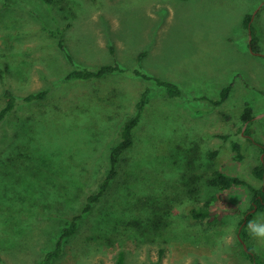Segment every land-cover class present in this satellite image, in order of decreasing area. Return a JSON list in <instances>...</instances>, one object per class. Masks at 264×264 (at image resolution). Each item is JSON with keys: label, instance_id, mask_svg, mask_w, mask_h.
I'll use <instances>...</instances> for the list:
<instances>
[{"label": "rangeland", "instance_id": "rangeland-1", "mask_svg": "<svg viewBox=\"0 0 264 264\" xmlns=\"http://www.w3.org/2000/svg\"><path fill=\"white\" fill-rule=\"evenodd\" d=\"M247 15L259 53L248 46ZM102 65L123 72L64 80ZM134 70L177 85L180 96ZM228 86L225 101L210 103ZM146 87L151 98L116 177L52 264H115L119 252L126 264H253L237 237L242 214L209 225L190 209L211 196L250 208L245 186L208 184L215 170L261 185L251 170L264 154L240 116L252 108L251 135L264 145V0H0V110L6 91L17 101L0 120V264H39L53 248L106 175ZM253 213L245 245L264 262V240L251 234L264 213Z\"/></svg>", "mask_w": 264, "mask_h": 264}, {"label": "trees", "instance_id": "trees-1", "mask_svg": "<svg viewBox=\"0 0 264 264\" xmlns=\"http://www.w3.org/2000/svg\"><path fill=\"white\" fill-rule=\"evenodd\" d=\"M250 21H251V15L245 16L243 24L244 27L249 30L251 36L248 46L251 52L259 53L260 52L259 40L258 37L254 34ZM58 48L68 57L62 42L58 43ZM141 56L142 54L139 56L138 59H140ZM116 71L123 72V70H120L117 66H112V65H102L94 70L82 68L69 72L65 76L64 80L88 81L94 79H102L108 74H111ZM134 74L145 80L153 81L157 86L161 87L164 90L168 98H175L180 96L181 94L178 86L171 82L163 81L156 78H151L141 73L139 70H134ZM229 91H230V86L223 88L220 92L219 99L211 100L210 103H212L214 106L220 105L228 97ZM45 94H46L45 90L40 91L38 93L29 94L23 99V102L31 103L36 100L43 99ZM4 98H5V105L0 110V120H2L11 112H13L17 105L16 98L10 92L6 91ZM150 98H151V90L150 88L146 87L143 90V92L140 94L138 101L135 104L136 107L135 113L132 116L128 117L120 127L118 140L116 144L110 149L109 152L107 173L104 176V178L101 180L97 190L93 193L87 194L81 212L69 218L67 225L62 229L60 234L56 237L53 248L46 251L39 264H52V262L63 253L65 244L68 241V239L77 230L78 222L82 218V215L92 210L93 205L99 202L101 197L107 191L110 183L114 180V178L117 175L118 163L120 157L127 149L131 147L133 143L134 131L141 122L143 113L145 111L147 104L150 101ZM253 119L254 116L252 115V108L249 105H246L240 116L242 126L246 125L243 134L247 136V141L255 145L258 148V150H260L264 154V145L255 141L251 135V127L253 124ZM241 130L242 128H240V131ZM230 146H231V150L235 153L233 159L236 161L242 160L244 157L242 153V145L237 141H231ZM215 154H216L215 152H212L209 157L214 158ZM251 172L256 179L261 181L260 187L256 188L238 176L228 175L218 170L213 171L212 176L207 181L210 186L215 187L220 191L228 190L233 186H245L248 189V191L251 192L252 194L251 206L247 211L242 212L237 207L224 204L216 196L209 197L202 204L200 208L190 209V216L193 219L195 220L207 219V223L209 225H215L226 214H230V215L242 214L243 217L238 224V228H239L243 223V221L245 220V224L243 225L239 233L240 236L239 244L241 246V249L242 246L245 245L246 243V233L244 231V228L248 226V224L255 215V213L250 211L254 208V206H256L255 209L256 213L257 212L264 213V156L263 159L260 160L259 164L252 168ZM242 252L247 256L248 260L251 263L264 264V262L261 261V259L257 260V257L254 255V250L251 246L245 245V249ZM115 264H126L122 252L118 253Z\"/></svg>", "mask_w": 264, "mask_h": 264}, {"label": "clouds", "instance_id": "clouds-1", "mask_svg": "<svg viewBox=\"0 0 264 264\" xmlns=\"http://www.w3.org/2000/svg\"><path fill=\"white\" fill-rule=\"evenodd\" d=\"M251 234L253 238L264 240V228H253Z\"/></svg>", "mask_w": 264, "mask_h": 264}, {"label": "water", "instance_id": "water-1", "mask_svg": "<svg viewBox=\"0 0 264 264\" xmlns=\"http://www.w3.org/2000/svg\"><path fill=\"white\" fill-rule=\"evenodd\" d=\"M245 127H246V125L243 126V128H242V133H243ZM262 159H263V156H261V160H262ZM255 209H256V206H254V208H253L250 212H254ZM244 218H245V216H244ZM244 224H245V220L243 221V223L241 224V226L238 228L237 237H238L239 240H240L239 233H240V231H241V229H242V227H243ZM243 246H244V248H245V245H243Z\"/></svg>", "mask_w": 264, "mask_h": 264}]
</instances>
